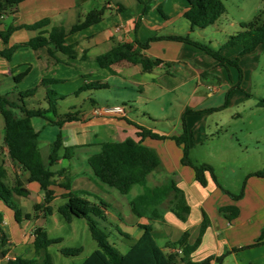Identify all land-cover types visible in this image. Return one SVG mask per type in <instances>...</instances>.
<instances>
[{
  "label": "crops",
  "instance_id": "obj_1",
  "mask_svg": "<svg viewBox=\"0 0 264 264\" xmlns=\"http://www.w3.org/2000/svg\"><path fill=\"white\" fill-rule=\"evenodd\" d=\"M151 1L145 18H141L143 5L138 0H99V4L97 0H24L14 8L0 11V31L6 30L9 26L32 25L47 20L44 26L34 30L22 28L13 31L7 44L0 40V51L25 43L36 36L47 37L53 27H62L66 34L65 44L73 45L77 53L74 59L57 53L58 59L68 63L64 64L50 57L46 48L38 50L29 47L17 48L9 60L0 56V83L11 82L13 97L18 92L33 88L38 90L41 87L45 93L54 91L65 96L63 100L71 95L78 99L82 92L76 95V91L84 83L95 80L106 84L105 89H109L110 82L114 86L116 84L127 86L133 105L127 110V107L120 105L125 107V114L121 117L93 116L92 110L96 104L90 98L92 108L89 112H81L75 106L70 108L71 112L78 113L80 120L65 123L61 128L76 126L82 130L77 133L76 140H79L73 150L86 152L91 146L99 147L103 142L135 139L136 129L133 124L163 136L159 140L145 138L142 142L156 151L161 168L147 177L145 186L137 185L141 187L138 194L142 193L145 187L159 185L171 177L184 193L190 208L189 215L185 221H180L163 206L164 222L159 223L139 218L132 213L130 202L138 194L130 200L122 198L115 201L114 209L118 214L111 209L105 213L109 223L115 225L120 238L119 243L124 249L123 252L116 249L119 253L125 254L141 236L140 225H151L156 244L165 252H172L167 245L177 242L187 232V245L194 247L190 254L192 262L198 263L212 257L211 264H264V178L247 177L245 185L241 188L243 192L240 198L235 196L241 189L234 192L222 185H215L208 174L207 184L201 186L196 181L193 170L182 163L183 146L177 141V137L183 133L182 115L187 110L190 112L184 117V126L189 135V156L191 148L205 140L210 133L222 129V122L208 121L200 117L215 112H206L207 110L220 107L209 104L214 98L224 95V102L226 98L228 100L226 107L232 105L229 100L230 87L220 75L221 68L229 65H219L217 61L191 45L166 40L152 42L145 53L171 63L169 68L161 64L150 73H142L138 65H121L114 68L115 74H110L94 62L96 56L109 51L116 44L144 42L156 35L189 36L190 39L197 41L192 36L203 29L191 30L189 23L184 19L183 14L187 10L186 0ZM159 8L163 14L159 12ZM93 9L104 10L102 20L81 31L69 33L71 27ZM139 18V25L135 28V22ZM204 43L214 49H219L222 45L215 47L211 41L206 40ZM260 47L261 45L258 46ZM233 50L238 56V47L222 50L221 54L231 60ZM83 53L87 57L84 60L80 57ZM19 76L20 79L16 82L14 79ZM73 80L76 81L75 87L67 90L66 84ZM41 81H45L44 84L41 85ZM192 82H195L194 85ZM201 85H206L205 96L200 95ZM170 94L173 97L167 103L165 97ZM152 103H157L158 108L151 105ZM169 109L172 110V115L169 114ZM3 131L4 123L0 115V144ZM82 133L91 135L92 142L88 143L82 137ZM0 147L3 150L8 183L16 182L28 193L26 197L14 198L21 211L19 221L15 220L13 210L0 200V213L3 217L0 229L5 236L4 244H1L0 239V264H7L16 258L39 264L44 252L39 254L35 252L33 231L36 227H43L47 232V217L53 216L54 209L51 205V214L47 215L41 211H33L35 205L43 202V194L38 185L34 182L29 183L27 174L9 160L6 148L2 144ZM88 156L90 155L87 152V158ZM190 161L199 165L191 159ZM61 164L62 160L54 169L66 168L60 166ZM70 176L72 190L73 185L91 184L78 173H72ZM80 191L89 192L83 189ZM32 195L35 198L33 204L29 205L28 198ZM57 209L58 207L56 208L58 213ZM27 214L30 215L29 218L25 217ZM75 219L78 218L73 220ZM47 234L51 238L48 232ZM175 251L179 255L182 254L180 249ZM47 252L50 254L49 248ZM50 256L52 264H74L78 260V256L71 259L63 257V261L51 254ZM218 258H221L219 263L216 262Z\"/></svg>",
  "mask_w": 264,
  "mask_h": 264
},
{
  "label": "trees",
  "instance_id": "obj_2",
  "mask_svg": "<svg viewBox=\"0 0 264 264\" xmlns=\"http://www.w3.org/2000/svg\"><path fill=\"white\" fill-rule=\"evenodd\" d=\"M24 0H0V11L7 8H14ZM142 5L141 18H145L151 7V0L140 1ZM187 10L183 17L189 23L190 29H204L216 23V21L226 12L224 3L221 0H186ZM103 9L90 10L83 19L73 25L69 33H75L97 24L102 20ZM161 14L162 10L159 8ZM139 20L135 22V28L139 25ZM47 20H42L32 25L9 26L6 30L0 31V40L8 43V39L13 31L18 29L34 30L44 26ZM241 30L236 34L228 36L226 42L219 48L214 49L209 44L201 43L190 39L189 36L177 35H156L144 42L134 41L131 43H121L113 46L109 51L94 58V62L101 68L115 74L114 68L121 65H138L142 73H150L153 69L163 64L169 68L171 63L161 59L153 58L145 52L152 42L175 41L191 45L218 62L219 65H230L236 67L240 72L238 61L240 56L253 53L258 46L264 43V22L257 17L253 22L241 23ZM65 31L62 27H53L47 37L36 36L25 43L14 45L8 49L0 51V56L10 59L17 48L29 47L32 50L46 48L48 55L58 63L68 64L56 57L57 53L65 55L68 59L77 57V53L71 44H65ZM239 48L238 56L227 59L221 54L222 50L229 48ZM83 60L87 57L84 53L80 56ZM19 77H15L18 82ZM45 81H41V85ZM107 85L95 80L84 83L76 95L87 90L105 89ZM37 88L18 92L15 97L11 94H0V115L4 123V131L1 144L7 150L9 160L22 172L27 174L29 183H36L43 194V202L34 206V211H41L44 215L51 214L52 202L60 197L65 202L58 206V213L63 219L70 223L74 218L85 221L91 238L97 245V250L90 254L82 264H211L212 257H208L201 262L195 263L190 259V254L194 247L187 245L188 233L185 232L175 243H169L168 249L172 252H165L160 248L152 235L151 225H140L142 230L138 240L129 247L125 254L119 253L110 243L107 232L109 223L106 215L108 209H112L104 200L97 198V203H91L82 197H91L92 194L86 191H79V195L71 188L72 177L67 173L66 168L54 169L57 163L63 159H69L73 152V147L64 146L63 137L59 132L48 150L43 152L39 147L38 133L34 130L32 120L34 118L43 119L47 125L61 128L65 123L79 121L78 113L68 111L64 114L58 112V102L65 96L54 91H46V107H27L24 99L34 97ZM228 100L222 106L209 111H217L227 106ZM264 107V100L260 101ZM190 111H185L182 115L183 133L177 137V141L182 144V163L190 167L196 181L201 185L207 184L206 174H208L215 185L216 181L213 168L206 163L193 164L189 159V135L184 126V117ZM136 129V138H127L121 142H103L99 145V151L91 154L87 158V164L91 170L93 180L109 189L117 191L120 195H127L133 186H145L147 177L155 171L160 170L161 161L156 151L142 142L145 138L162 139L158 135L144 127L133 124ZM61 151L64 154L61 155ZM7 170L4 160L0 156V200L8 208L13 210L14 218L19 221L21 211L14 198L26 197L27 191L22 190L16 182L9 184L7 181ZM255 176L264 178V170H259L249 174L247 177ZM245 185V183L243 184ZM55 188L62 190L57 196ZM242 189L235 198L242 196ZM170 211L178 220L185 221L189 215L190 208L185 200L183 191L176 185L173 178H167L164 182L153 187H145L144 191L135 196L130 207L132 213L139 218H147L152 221L163 223L162 207ZM29 218L30 215H25ZM3 221L0 213V224ZM1 244H4L3 232ZM33 244L37 254L44 252L42 261L39 264H52V258L47 252L51 246L61 244V239H52L43 227H36L33 231ZM175 249H180L179 255ZM58 252L65 258H74L81 254L82 248L60 247ZM221 258L216 259L219 263ZM7 264H37L34 261H27L21 258L8 261Z\"/></svg>",
  "mask_w": 264,
  "mask_h": 264
},
{
  "label": "rangeland",
  "instance_id": "obj_3",
  "mask_svg": "<svg viewBox=\"0 0 264 264\" xmlns=\"http://www.w3.org/2000/svg\"><path fill=\"white\" fill-rule=\"evenodd\" d=\"M221 1L225 5L226 12L220 16L215 24L196 32L192 38L201 43H204V40L211 41L213 46L219 47V44L223 45L226 42L228 36L241 30V23L253 22L257 17L260 18L261 22H264V0ZM97 2L99 4V0ZM95 6L98 7V5ZM231 55V60L237 57L234 50ZM238 66L240 72L236 67L230 65L222 67L220 72L223 77L222 80L230 87L229 100L232 105L200 117V119L208 121L222 122V129L220 130L219 128L217 132L210 133L205 140L191 148L189 156L197 164H209L213 168L217 183L229 190H234V192L240 191L249 174L264 170V107L260 104V101L264 100V45H261L252 54L239 57ZM192 83L194 85L195 82ZM75 84V80L71 81V83L66 84V89L74 88ZM109 84V89L88 90L82 92L78 99L71 95L65 100L59 101V114L71 111L70 108L74 106L81 112H89L92 108L89 98L95 102V108L103 105H124L127 107L126 110L129 109L133 102L129 97L128 87L119 84L114 86L112 82ZM10 85V81H1L0 94L9 93L10 98H12ZM199 88L200 95L205 96L207 92L206 85H201ZM172 97L173 95L171 94L165 97L167 103ZM224 97L223 95L214 98L209 104L211 106H221L224 103ZM44 98L45 91L39 87L34 97L26 98L24 101L27 107L45 108L46 102ZM151 105H155L158 108L157 103H152ZM134 114L138 113L134 112ZM169 114L172 115V110L170 109ZM156 120H158V117H156ZM32 125L39 135V147L43 152H46L59 132L63 137L65 146L74 147L77 144V140H79H76L77 133L82 131L76 126L62 129L47 125L41 118H34ZM82 137L88 143L93 140L89 134L82 133ZM98 151L99 147L95 145L91 146L86 152L74 149L71 157L63 159L60 166L66 167L69 175L78 173L91 183L90 185H73V191L78 195L82 189L92 194L91 197H82V200L87 199L91 203H97V198H100L109 203L111 210L117 215L118 213L114 209L115 201H119L122 198L130 200L135 194L141 192V187L136 185L129 194L123 196L113 189L97 184L93 180L86 158L87 152L91 155ZM63 154L64 151H61V155ZM0 156L4 160L1 147ZM55 192L59 196L62 190L55 188ZM34 198V195L28 198L29 205L33 204ZM63 202L65 200L62 198H55L52 202L54 214L47 217L46 229L49 236L51 238H62L63 240L60 245L51 246L49 252L55 258L63 261V256H60L58 252L59 247L82 248V253L78 256V260L74 262V264H82L90 254L97 250V245L91 238L84 220L75 219L73 222L67 223L56 212V208ZM55 220L58 222L56 223ZM107 226L109 243L118 251L123 252L124 249L119 243L120 238L115 230V225L110 226L107 224Z\"/></svg>",
  "mask_w": 264,
  "mask_h": 264
},
{
  "label": "built area",
  "instance_id": "obj_4",
  "mask_svg": "<svg viewBox=\"0 0 264 264\" xmlns=\"http://www.w3.org/2000/svg\"><path fill=\"white\" fill-rule=\"evenodd\" d=\"M125 114L123 106H103L99 108H94L92 110L93 116H110V117H121Z\"/></svg>",
  "mask_w": 264,
  "mask_h": 264
}]
</instances>
